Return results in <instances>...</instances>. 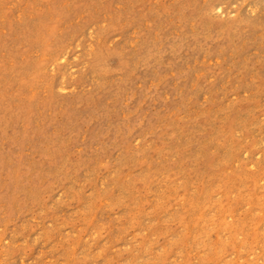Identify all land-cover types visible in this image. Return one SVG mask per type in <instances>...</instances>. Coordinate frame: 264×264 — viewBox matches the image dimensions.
Returning <instances> with one entry per match:
<instances>
[{
	"label": "rangeland",
	"instance_id": "obj_1",
	"mask_svg": "<svg viewBox=\"0 0 264 264\" xmlns=\"http://www.w3.org/2000/svg\"><path fill=\"white\" fill-rule=\"evenodd\" d=\"M0 264H264V0H0Z\"/></svg>",
	"mask_w": 264,
	"mask_h": 264
}]
</instances>
